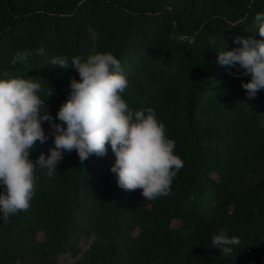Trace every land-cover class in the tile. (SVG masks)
I'll list each match as a JSON object with an SVG mask.
<instances>
[{
    "label": "trees",
    "instance_id": "16d2710c",
    "mask_svg": "<svg viewBox=\"0 0 264 264\" xmlns=\"http://www.w3.org/2000/svg\"><path fill=\"white\" fill-rule=\"evenodd\" d=\"M259 12L264 0H0L3 78L45 79L55 118L79 75L51 58L71 66L111 52L129 83L122 98L133 111L155 110L184 165L154 201L117 185L110 146L83 163L65 153L51 177L37 167L30 207L0 219V264H60L66 254L75 264H264V90L249 98L241 84L250 75L219 65L216 53L240 47L236 37L264 39ZM180 35L194 43L172 38ZM25 49L28 61L12 65ZM53 139L30 152L33 163ZM221 229L241 242L229 256L212 248Z\"/></svg>",
    "mask_w": 264,
    "mask_h": 264
},
{
    "label": "clouds",
    "instance_id": "9594fccd",
    "mask_svg": "<svg viewBox=\"0 0 264 264\" xmlns=\"http://www.w3.org/2000/svg\"><path fill=\"white\" fill-rule=\"evenodd\" d=\"M260 37H264V12L253 20ZM194 43L183 35L172 37ZM215 46V40H209ZM240 45L217 53L221 66L235 67L250 75L242 83L249 98L264 90V39L236 37ZM37 55L44 56L40 48ZM31 50L18 51L12 65L26 63ZM50 63L57 69H75L79 80H70V92L55 118L49 114L46 101L53 88H46L43 78L10 77L0 74V219L7 220L18 211H26L34 195L36 168L47 170L49 177L57 174V166L65 153L75 151L83 163L91 156L103 157L110 146L115 162L110 171L117 185L126 191L142 190L147 201L170 194V186L184 166L175 154V141L166 134L165 124L151 107L133 111L122 94L129 83L121 63L111 52L90 54L86 58L56 56ZM47 96V99H43ZM58 120L60 123H54ZM43 122L50 131L45 133ZM52 136L54 147L47 158L41 153L35 163L29 158L37 144ZM237 237H229L221 229L211 238L212 248L229 256L239 247Z\"/></svg>",
    "mask_w": 264,
    "mask_h": 264
},
{
    "label": "rangeland",
    "instance_id": "374dc122",
    "mask_svg": "<svg viewBox=\"0 0 264 264\" xmlns=\"http://www.w3.org/2000/svg\"><path fill=\"white\" fill-rule=\"evenodd\" d=\"M208 197V196H207ZM206 197V200H205V208L210 211V201H209V198L207 199ZM173 227H180L181 226V223L180 221H173ZM90 244H91V240H87V239H84L81 243V247L83 250H87L89 247H90ZM60 264H75V259L72 258L69 254L67 255H61L60 256Z\"/></svg>",
    "mask_w": 264,
    "mask_h": 264
}]
</instances>
